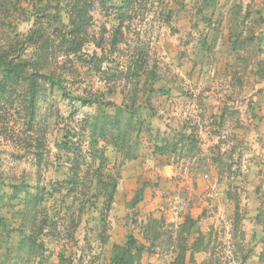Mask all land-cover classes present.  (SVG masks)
I'll list each match as a JSON object with an SVG mask.
<instances>
[{"label": "clouds", "instance_id": "1", "mask_svg": "<svg viewBox=\"0 0 264 264\" xmlns=\"http://www.w3.org/2000/svg\"><path fill=\"white\" fill-rule=\"evenodd\" d=\"M15 2L10 0L6 4L5 0H0V71L19 73L21 76L13 102L0 101V109H3L0 115L8 118L7 125L0 122V130L5 126L15 128L19 135L25 131L27 108L32 102L29 85L33 73L66 75L65 67H71L68 61L75 63V60L72 54L60 49L55 59L49 58L46 67H42L40 61L49 41L60 44V40L53 35L54 30L60 29L65 36L72 30V16L65 6L66 0H21L18 6L27 11L5 16L4 10H10ZM57 2L60 3L59 13L53 11ZM124 3L125 0H103L101 6L100 0H97L95 10L89 13L92 27L88 28V32H98L99 25H107L112 30L120 26ZM196 7L197 0H133L127 13L131 19H125L123 25L132 29L127 33L129 36L137 33L139 40L130 41L131 47L125 45L122 54H111L105 48L102 55L106 59L103 62L90 66L91 71L82 68L83 74L78 77H68L82 81L76 88L68 85L69 94L84 97L91 103L82 107L79 100L73 103L64 99L57 106L60 113L56 119L62 121L63 115L75 109L79 110L78 119L84 113H90L101 121L109 122V131L95 137V150L100 159L93 169L101 160L106 162L101 172L105 181L115 184L118 203L121 200L119 193L129 178L131 182L142 184L148 176L160 173L164 164L172 165L175 175L185 181H207L216 197L214 203L221 200L227 203L225 194L229 191H238L242 197L253 195L249 180L257 171L264 169V164H261V169L253 168L248 179H237L233 175L237 161L249 147L251 139L245 126L253 121L251 114L247 118L232 114L236 108L243 113L249 97L264 100V93L257 98L253 95L255 88L247 86L253 79L250 73L256 62L264 61V53L253 58L246 51L231 52L217 47L211 54L215 56V61L210 62L206 53L200 51L194 42L183 58L179 55V47L170 48V53L174 55L171 63H166L169 54H159L160 50L153 43L157 36H164L169 31L174 33L179 30L177 39L181 44L189 32L198 36L200 32L207 31L202 24L195 31L189 27V22L195 25L199 19L195 14ZM229 8L232 9L231 31H245L247 26L252 33L264 37V0H230ZM248 13L252 14L251 19L246 20ZM57 15L58 22L53 19ZM248 34L246 31L245 35ZM90 49L88 43L79 55ZM140 52L143 53L142 58H138ZM76 66L80 67L79 64ZM109 69L116 72V79L111 84L103 80ZM237 74L245 80L243 92L229 87L230 81L234 84L233 77ZM258 87L264 88V80ZM59 95L57 92L55 98ZM226 96L231 99H225ZM225 107L228 112L222 119ZM118 121H123L124 126L119 127ZM23 139L26 140L27 135ZM91 150L86 135L85 168L91 163L88 157ZM252 154L246 153L245 160ZM149 167H152L151 172ZM29 171L25 165L5 164L0 168V264H60L57 257L62 251L67 249L70 252L84 244L85 231L88 235V259L84 264L94 257L98 258L95 264H106L105 256L117 243V238L114 230L101 231V212L108 220L112 216L104 207L103 189L97 185L95 178L90 177L86 182L87 188L80 190L85 194L78 192L80 198H69L67 206L60 202L66 194V190H61L33 207L28 203L27 192L20 187L36 184L34 170H31L33 175L30 178ZM217 174L221 178L219 184L215 180ZM57 178L63 180L66 177L61 173ZM168 186L169 181L161 182L162 190ZM31 191L35 195V188ZM48 191L52 192V189ZM261 197L264 198V189ZM69 207L71 211H68ZM119 243L123 246L124 241L121 239Z\"/></svg>", "mask_w": 264, "mask_h": 264}, {"label": "rangeland", "instance_id": "2", "mask_svg": "<svg viewBox=\"0 0 264 264\" xmlns=\"http://www.w3.org/2000/svg\"><path fill=\"white\" fill-rule=\"evenodd\" d=\"M229 3L230 0H216V7L205 12V16L209 21L202 15H197L195 8V14L199 19L195 25L189 22V27L195 31L202 24L207 31L200 32L198 36H193L191 32H189L183 44L177 39L179 30L174 33L169 31V33L164 36H157L153 43L160 50L159 54H169L166 56V63H171V57L174 55L170 53V48L175 49L179 47L181 49L179 55L183 58L186 52L190 50L189 45H192L194 42L196 47L201 51L204 46L201 48L200 43L206 41L207 46L204 47V51L206 53V58L210 62L215 61V56L211 54L217 47L229 49L233 52L231 48V38L234 32L230 30V25L232 23L230 13L232 9L229 8ZM54 7L53 11L58 12ZM248 14H250V17L249 15L247 16L248 19H251L252 14ZM53 19L57 22L59 21V17H53ZM90 27H92V21L90 22L89 28ZM115 30L110 29L107 25H99V31L91 34L88 32V29L86 30L87 36L96 39L101 46L98 47L92 40V42H86L82 51L88 43L91 45L90 51L85 52L84 55L73 56L75 63H73V60L68 61L71 67H65L64 71L66 75L62 73V82L68 94V85L76 88L77 84L82 83L80 80H70L68 77H78L82 75V68H88L89 71H91L92 68L90 66L95 65L92 60L93 56L102 58L103 60L106 59V57L102 55L105 48H107L111 54H122L125 45L131 47L130 41L133 39L139 40V35L137 33H133L132 36H129L127 33L132 32V29L124 27L123 42L117 45V48H113L112 40ZM249 30L251 29H248L246 26L245 31L240 32L242 37L247 36L245 32ZM248 36L249 38L253 36V45L255 44V46L252 49L245 48L244 50L240 49L238 51L249 52L253 58L260 53H264V37L257 36L252 32L249 33ZM52 51L58 52L57 48L50 50V52ZM139 55L142 57L143 53L140 52L138 53V57ZM193 55H196V53L193 52ZM80 57L83 60H80ZM85 57H89V59H85ZM48 62L49 59H47L45 65H48ZM77 64L80 65L79 68L76 66ZM108 72L110 77L104 75L103 80L111 84L116 79V72L111 69H109ZM250 75L253 79L248 82L247 86L250 89L255 88L253 95L259 98L261 94L264 93V88L258 87L260 81L264 80V61H257ZM256 77L259 79H255ZM233 80L234 84L230 81L229 87L239 88L241 92H243L246 86L245 80L239 78V74L233 77ZM46 97V102L41 104L43 120L42 122L39 120L45 134L44 156L46 157L43 166L40 168V173H38V170L35 168L33 158H29L24 148L20 147L19 138L21 134L18 135L15 128L9 127V132H12L9 140L6 141L3 138L4 136H0V168L5 164L13 166L25 165L30 170L28 175H33L31 170H34V174H39V177L35 176L36 183L39 185L43 187L57 185L59 189L58 192L66 190L65 196L61 197L60 202L67 206V200L73 197L79 199L80 196H78L77 193L79 192L80 195H84L85 193H82L80 190L85 188L83 184H81L78 185L79 188L77 191L72 192L69 191L68 185L61 186V183L68 178L70 173L69 168H71L65 155L60 153L57 149L65 132L68 131L73 133V135L74 132L77 133L71 139L73 141H78V143L80 142L82 155L80 153H75L72 159L74 162L81 164V173H83V181L86 185L89 178L94 177L97 185L101 188L100 182L105 180L101 168L105 166L106 162L101 160V163L93 169V165L96 164V161L100 159V157L88 137V132L83 131L84 126H87L86 119L93 116L90 113H84V115L78 119L79 110L74 109L67 115H63L62 121H58L56 117L60 113V109L57 106L60 104V101L66 98L60 95L58 98H55L57 97L56 92L52 91L49 87H47ZM224 98L231 99L227 96ZM72 101L73 103L76 102L75 100ZM46 105L47 107H45ZM227 112L228 109L225 107L224 111L221 113V117L227 115ZM261 112H264V100L253 99L252 97L248 98L247 108L243 113H241V110L238 108L234 109L232 112L233 115H244L246 118L251 114V120L253 121L252 124L245 126L247 135H249L251 139L249 140V147L245 149V153H242L237 161L236 170L233 173L237 179H248L253 168L261 169V164H264V115H261ZM86 134L89 139V149L92 150L88 152L91 163H88V166L85 168L83 165L87 163L84 155ZM248 152L253 154L248 156L247 160H245V154ZM155 166L159 167V165ZM151 171L152 167H149V172ZM61 173H64L66 177L63 180L57 178ZM215 180L217 184L221 182V178L218 174ZM163 181H169L170 186L162 190L161 182ZM249 184L252 186L254 198L253 195H244L242 197L238 191L235 193L229 191L225 194L227 203H225L224 200H221L219 203H214L213 201L216 197L213 195L212 186L207 181H194L191 179L185 181L183 178L175 175L174 168L170 164H164L163 168L160 169V173L155 176H148L142 184L139 181L131 182V178H129V182L125 184L124 188L119 193L121 197L119 203L115 192L114 202L111 204L110 211L108 212V215L112 216V219L108 220L105 216V222H103L101 219L102 216H99L101 231L110 232L114 230L117 238V243L113 244L112 249L105 256L106 264L112 263L114 247L121 246L119 240L122 239L124 245L130 235L137 238L139 242L147 248L142 254V259L139 262L140 264H175L178 252L181 249L179 247L181 240L179 239V233H185L182 225L185 223L186 217H191L198 221L196 226L192 227L190 230L192 235L187 237L188 239L186 241L189 247L203 235L206 238L205 242L210 241V251L212 254H216V257L222 259V261H229V264H239L238 260H236L237 257H239L237 249L234 246V240H232V224L237 205L240 207V215L242 218L241 233L244 234V241H247V243L244 244V248L253 253L251 259L245 264H259L258 256L263 249L262 239L264 238V227L257 222V218L261 215L264 219V198L261 197V191L264 189V169L257 171L254 174V178L249 180ZM50 197L51 196H48L47 198ZM135 200H139V202L136 204ZM106 203H108V201H106ZM113 209H115V215H113ZM68 211H71L70 207ZM73 224H75V220H73ZM113 226H115L114 229ZM144 238H147V240ZM83 240L84 244L79 248L70 252L65 249L60 253L57 259L59 260L60 256L64 255L68 259L67 264H84V261L88 259V253L86 252V248L88 247L87 231H85L83 235ZM66 252H68L67 256L65 255ZM77 253L79 255H77ZM191 254L192 251L189 250L183 264H203L205 260L210 257L206 252L194 253V262H192ZM96 259L98 258L94 257L92 260H88V264H95Z\"/></svg>", "mask_w": 264, "mask_h": 264}, {"label": "trees", "instance_id": "3", "mask_svg": "<svg viewBox=\"0 0 264 264\" xmlns=\"http://www.w3.org/2000/svg\"><path fill=\"white\" fill-rule=\"evenodd\" d=\"M6 4L10 2V0H5ZM26 2V0H24ZM21 3V0H16L14 4L11 5L10 10L5 9L4 15L8 16L13 13L15 14H23L26 12V9H22L18 5ZM97 0H66V7L69 8V11L72 16V30L68 33V36H65L64 33L59 29L55 30L53 32V35H56L57 40H60V44H56L55 41H49L41 53L40 61L41 66L46 67L47 65V59L50 57L52 59L55 58V54L57 52H50L51 49L57 48L59 51L60 49L62 51H65L66 54L70 53L72 56H79V53H81L82 48L86 42H94L97 44L98 47H100V43L96 41L94 38H90L87 36V29L90 26V22L92 21V17L89 15L91 11H93L94 7L96 6ZM101 6H103V0H100ZM133 4V0H125L124 7L121 10V25L114 31L113 40H112V46L113 48H117V45L122 43L123 41V30L124 25L123 21L125 19H131L130 16L127 15V13L131 10ZM198 7H196V13L197 15L200 14L204 18L205 12L211 8L216 7V0H197ZM55 10L61 11L60 9V3L57 2L55 4ZM250 17V14H248ZM57 17H59L57 15ZM207 19V18H206ZM248 17H246V20ZM209 21V19H207ZM39 22V19L38 21ZM249 33L252 32V30L248 31ZM71 37V39H69ZM253 36L249 38V36H243L240 32H234L231 38V48L233 52H237L238 50L245 48L252 49L255 44L253 45ZM92 40V41H91ZM201 48L206 45V41H202ZM214 44V42H213ZM56 46V47H55ZM204 47L201 51H204ZM212 50V49H211ZM205 52V51H204ZM44 54V55H43ZM82 57V56H81ZM80 57V60H83ZM138 58H142L139 57ZM95 63V65L103 62L102 58H97L96 56H93L92 59ZM45 65V66H44ZM97 71H99V68H97ZM104 75L107 77H110L109 72L107 71ZM0 77H2V80H0V101H3L4 103H12V97L16 95V87L19 86V81L21 79V76L19 73H10L5 71H0ZM112 77V76H111ZM43 81V83H41ZM51 88L52 91H55L60 93V96L65 97L69 100H79L82 103L83 106H90L91 101L86 100L84 97L76 96L71 97L70 94L66 92V89L62 82V74L57 76L55 73L48 74L43 72H35L32 75L31 78V84L29 85V90L31 92V98L32 102L29 103L27 108V123L25 126V131L21 133V137L19 138V143L23 144V148L25 150L26 155L28 157L33 158L35 168L38 170V173H40V168L43 166V163L45 162L46 157L44 156V150H45V134L43 132L42 126L40 125V121L43 120V115L41 113V104L46 102L47 99V87ZM0 111H3V109H0ZM224 116V115H223ZM223 116L221 117L223 119ZM39 117V119H37ZM0 122L7 125L8 118L7 116L0 115ZM87 126H84L83 131L88 132V137L91 140V143L95 147V137L98 134H105L109 131L111 125L107 120L101 121L99 117H88L87 119ZM118 126L123 127L124 122L118 121ZM31 134V135H29ZM77 133L74 132H65L63 138L60 141V144L58 145L57 149L60 153L65 155V158L71 165V168H69V176L64 182L61 183V186L68 185L69 191L75 192L78 190V185L83 184L84 188H87L88 185H86L83 181V177L81 176V164L78 162H74L72 159V156L75 155V153H80L82 155V147H80V142L73 141L71 138L75 136ZM12 132H9V129L7 126H5L2 130H0V136H4L3 138L8 141L11 137ZM27 135V139H23V137ZM87 135V134H86ZM95 156V154H94ZM35 176L39 177V174H34ZM29 178L32 176V174L28 175ZM83 181V183H82ZM101 183V189H103L104 197H105V204L104 207L107 209V213L110 211L111 204L114 202L115 192H116V186L115 184H112L109 181H102ZM59 184V183H58ZM60 185V184H59ZM22 189H24L28 194V203L35 207L39 203L45 202L46 199H48V196H52V193L58 192L59 189L57 185H51L49 186H42L36 183L35 185L31 184H23L20 186ZM35 188V195L32 194L31 189ZM51 188L52 192H49L48 189ZM83 193V192H82ZM108 201V203H106ZM139 200H135V203L137 204ZM102 216V221L105 222V214L104 212H101L100 214ZM241 222L242 218L240 215V207L236 206V212L234 214V220L232 224V240H234V246L237 249V254L239 257H237L236 260H238L239 264H245L247 263L251 257L253 256L252 251L246 250L244 248V244L242 243L244 241V234L241 233ZM257 222L264 227V219L261 215L258 216ZM189 223V225H188ZM198 221L194 220L191 217H186L185 223L182 225L183 230L185 233H179V239L181 248L178 252V257L176 258L175 264H183L185 261L186 254L189 250L192 251L191 254V261L194 262V253L198 252H206L210 255L209 258L205 260L203 264H229V261H222V259L217 258L216 254H212L210 251V241L205 242V236L201 235L195 243L189 247L187 245V237H190L192 235L191 228L195 227ZM239 232V233H238ZM147 240V238H144ZM151 240V239H150ZM263 243V249L261 253L258 256V262L259 264H264V238L262 239ZM147 248L139 242L137 238L130 235L126 241V243L123 246H115L114 247V257L111 264H140L139 262L142 259V254ZM235 249V250H236ZM236 254V251H235ZM67 258L64 255H61L59 258L60 264H67Z\"/></svg>", "mask_w": 264, "mask_h": 264}]
</instances>
